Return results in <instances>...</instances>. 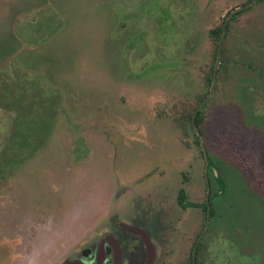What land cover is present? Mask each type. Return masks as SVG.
<instances>
[{"label": "rangeland", "instance_id": "obj_1", "mask_svg": "<svg viewBox=\"0 0 264 264\" xmlns=\"http://www.w3.org/2000/svg\"><path fill=\"white\" fill-rule=\"evenodd\" d=\"M252 1L0 0V264L118 223L156 264H264V0L231 22L200 109L207 171L193 128L210 32Z\"/></svg>", "mask_w": 264, "mask_h": 264}, {"label": "flooded vegetation", "instance_id": "obj_2", "mask_svg": "<svg viewBox=\"0 0 264 264\" xmlns=\"http://www.w3.org/2000/svg\"><path fill=\"white\" fill-rule=\"evenodd\" d=\"M196 137V145L202 148L199 135ZM202 149L201 154L208 164L207 171L210 167L214 168L215 166L212 159ZM215 176L216 179L221 180L219 173ZM207 177L210 178V175L208 174ZM209 190L210 193L208 191L205 194V199H207V205L206 203L205 205L213 206L211 186ZM186 201V191L180 190L178 203L185 206ZM117 226L125 236L116 237L110 233L97 237L95 241H82L81 243L62 246L53 243V241H37V247L34 250L42 251L37 256L40 261H43L39 264H156L157 250L146 229L142 226H129L123 223H118Z\"/></svg>", "mask_w": 264, "mask_h": 264}, {"label": "water", "instance_id": "obj_3", "mask_svg": "<svg viewBox=\"0 0 264 264\" xmlns=\"http://www.w3.org/2000/svg\"><path fill=\"white\" fill-rule=\"evenodd\" d=\"M257 1H259V0H253L250 4L246 5L245 7L238 8V9L232 11L230 13V15L228 16V18L226 19L225 25L223 27V31L221 33L220 41H219L218 56H217V60H216V66H215V71H214V75H213L211 91H210L208 97L198 106V108L196 109V111L194 113V116H193V126H194L196 134H198V135H200V132H199V130L197 128V124H196L197 116H198V113H199L201 107L209 100V98L211 97V95H212V93L214 91V88H215V85H216V81H217L219 67L221 65V57H222V53H223V45H224L225 34H226L227 28H228V26L230 24V21H231L233 15L235 13H237V12L243 10V9L250 8Z\"/></svg>", "mask_w": 264, "mask_h": 264}, {"label": "trees", "instance_id": "obj_4", "mask_svg": "<svg viewBox=\"0 0 264 264\" xmlns=\"http://www.w3.org/2000/svg\"><path fill=\"white\" fill-rule=\"evenodd\" d=\"M260 1H262V0H260ZM248 9H250V8H248ZM248 9H243V10H241V11H239V12H237V13H235V14L233 15V17H232V19H231V21H230V24H229V26H228V28H227V31H226L225 37H226L227 33L229 32V29H230V27H231V22H233L234 19H235L239 14H241L242 12H244V11H246V10H248ZM229 15H230V13L225 17V19H224V24H223L221 27L216 28V29H214V30H212V31L210 32L211 37H213V38L216 39L217 41H219V39H220V37H221V33H222V31H223V27H224L225 22H226V19L228 18ZM212 80H213V79H209V83H210V85L212 84ZM201 110H202V109H201ZM201 121H202V118H201V111H200V112L198 113L197 120H196L197 127L199 126V124L201 123ZM14 136H15V140H16V141H18V137H19V138H22V135H20V134L17 135L18 137H17L16 135H14ZM12 137H13V135H12ZM11 140H13V138H11Z\"/></svg>", "mask_w": 264, "mask_h": 264}]
</instances>
